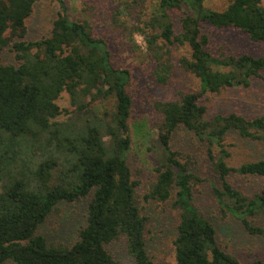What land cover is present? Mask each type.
Returning a JSON list of instances; mask_svg holds the SVG:
<instances>
[{
    "label": "trees",
    "instance_id": "trees-1",
    "mask_svg": "<svg viewBox=\"0 0 264 264\" xmlns=\"http://www.w3.org/2000/svg\"><path fill=\"white\" fill-rule=\"evenodd\" d=\"M38 1L0 0V56L11 45L18 60L17 66L0 62V264H118L107 246L120 238L135 264H154L146 251L145 219L126 162L131 144L130 71L113 66L105 39L93 32L89 21L68 18L64 0H55L61 12L49 36L25 41L26 21ZM156 1L145 24L150 34L128 28L125 17L131 4L125 2L113 11L109 24L131 41L135 32L143 37L160 85H166L172 73L168 47L187 48L179 66L199 80V93L180 91L155 103L160 166L144 199L166 202L174 195L173 207L179 212L173 240L176 264H264L260 259L242 263L220 248L214 225L192 204L193 185L200 180L188 168L190 158L170 147L179 129L204 144L220 182L218 187L210 185L220 213L239 220L249 234H264L247 220L264 212V188L246 196L227 181L231 174L263 177L264 161L229 167L225 148L229 132L261 140L264 118L229 113L208 119L198 104L206 93L246 88L253 78L264 83V55L215 57L201 30L202 24L234 29L264 45V0H231L222 11L206 7V0ZM182 4L188 11L176 35L169 12ZM63 93L70 109L57 104ZM62 113L67 123L55 121ZM40 142L47 149L37 157L32 152ZM82 203L84 221L71 246L49 244L37 234L61 205Z\"/></svg>",
    "mask_w": 264,
    "mask_h": 264
},
{
    "label": "rangeland",
    "instance_id": "rangeland-1",
    "mask_svg": "<svg viewBox=\"0 0 264 264\" xmlns=\"http://www.w3.org/2000/svg\"><path fill=\"white\" fill-rule=\"evenodd\" d=\"M64 1L70 20L89 21L93 32L105 39L113 66L130 71L131 80L127 91L132 100V113L128 122L131 144L126 162L131 171V180L136 183L137 205L141 216L145 219L146 251L154 264H176L173 240L179 212L173 207L174 195L166 202L145 200L144 196L156 180V170L160 166L156 152L157 124L160 121V115L154 108L155 103L165 101L180 91L199 93V80L179 66L180 58L187 57L188 50L177 45L168 47L173 66L172 73L168 83L160 85L155 81V63L151 57L147 56L143 37L135 32L131 41L128 35L111 27L108 21L113 11L119 9L125 2L131 4L130 13L125 17L128 28H142L150 34L152 31L146 28L145 24L153 16L156 0ZM230 2L231 0H206L205 6L215 11H222ZM187 11L182 4L181 9L169 12L176 35L180 33V20ZM60 12L55 0L36 2L32 14L26 21L27 33L24 40L31 42L48 37L52 23ZM201 30L208 35V49L215 57L264 55L263 44L251 41L247 35L237 30H217L205 24L201 25ZM153 33L157 34L158 31ZM159 44L163 45L161 40ZM0 62L3 65H18L16 53L11 45L2 50ZM57 104L61 110L71 107L69 97L65 93L60 96ZM198 104L205 107L208 119L218 114L229 113L251 119L264 118V83L260 79L253 78L246 88H229L218 94L206 93L198 99ZM55 121L67 123L68 116L62 113ZM262 135L261 140H249L235 132H229L225 140V148L230 154L226 159L227 165L238 167L248 162L264 161V134ZM170 147L180 152L183 158L187 156L190 158L188 168L200 180L193 185L192 204L214 225L220 248L242 263L255 259L264 261V234H249L239 220L230 215L224 217L220 213L210 189V185L214 184L218 187L220 182L208 161L206 146L198 142L189 132L179 129L173 134ZM45 148L47 149V144L40 142V145H34L32 154L37 156L42 150H46ZM217 152L213 148L214 156H217ZM227 181L246 196L259 193L264 188V176L243 177L231 174L227 177ZM84 208L85 203L74 206L61 205L39 227L37 234L43 236L49 244L71 246L76 241L78 230L83 224ZM247 220L251 226L264 229V212L247 217ZM107 250L118 264H135L128 255L122 238L109 244ZM4 264L13 263L6 261Z\"/></svg>",
    "mask_w": 264,
    "mask_h": 264
}]
</instances>
